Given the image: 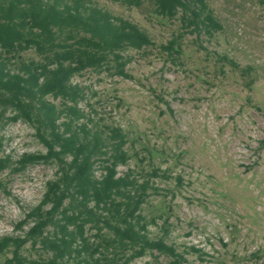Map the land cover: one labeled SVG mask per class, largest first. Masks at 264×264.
I'll return each instance as SVG.
<instances>
[{
  "label": "rangeland",
  "instance_id": "obj_1",
  "mask_svg": "<svg viewBox=\"0 0 264 264\" xmlns=\"http://www.w3.org/2000/svg\"><path fill=\"white\" fill-rule=\"evenodd\" d=\"M207 1L223 26L212 35L193 33L180 15H157L154 0L140 7L95 0L147 30L155 45L124 52L128 77L87 69L72 81L85 87L87 114L127 134L131 158L118 170L149 179L141 214L151 238L174 245L181 264H264V0ZM174 38L180 52L164 50ZM32 60L43 57L30 49L12 65ZM0 137V157L45 150L21 120L4 117ZM16 168L0 170V236L23 234L16 226L56 175L53 163ZM154 168L157 177L149 175ZM86 234L97 245L96 229L87 225ZM21 251L31 260L49 255L30 242ZM11 257L7 251L0 264ZM128 264L174 259L151 250Z\"/></svg>",
  "mask_w": 264,
  "mask_h": 264
},
{
  "label": "trees",
  "instance_id": "obj_2",
  "mask_svg": "<svg viewBox=\"0 0 264 264\" xmlns=\"http://www.w3.org/2000/svg\"><path fill=\"white\" fill-rule=\"evenodd\" d=\"M115 1L140 7L145 0ZM154 3L157 15H180L193 33L212 35L223 28L207 0ZM153 45L147 30L95 0H0V122L4 117L26 122L45 148L25 152L17 160L0 157V170L39 162L56 165L42 200L16 226L23 234L0 236V256L12 252L7 264H128L151 250L182 263L184 256L174 245L149 236L141 214L152 187L149 179L141 180L132 169L123 174L118 170L131 158L127 134L121 126L103 124L87 114L80 106L85 87L72 81L87 69L107 68L128 77L124 52ZM180 47L177 38L162 45L176 53ZM30 49L43 60L12 65ZM149 175L159 174L154 168ZM87 225L100 238L95 246L86 234ZM29 242L41 244L49 255L27 258L21 250Z\"/></svg>",
  "mask_w": 264,
  "mask_h": 264
}]
</instances>
